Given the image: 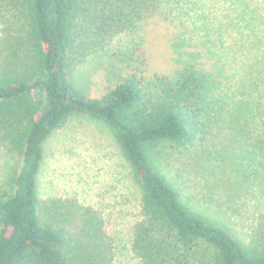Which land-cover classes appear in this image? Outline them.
Returning <instances> with one entry per match:
<instances>
[{
  "label": "trees",
  "instance_id": "1",
  "mask_svg": "<svg viewBox=\"0 0 264 264\" xmlns=\"http://www.w3.org/2000/svg\"><path fill=\"white\" fill-rule=\"evenodd\" d=\"M160 2L0 0V146L17 162L9 183L0 184V264L113 262L112 239L98 213L37 195L43 144L73 116L105 124L131 169L141 192L131 252L140 264H264V214L244 244L184 206L149 158L159 142L194 138L193 101L211 94L205 75L194 79L192 92L178 74L155 99L133 75L98 98L86 97L71 80L87 35L127 30L153 16ZM234 120L242 134L255 133ZM254 147L262 151L264 142Z\"/></svg>",
  "mask_w": 264,
  "mask_h": 264
},
{
  "label": "rangeland",
  "instance_id": "2",
  "mask_svg": "<svg viewBox=\"0 0 264 264\" xmlns=\"http://www.w3.org/2000/svg\"><path fill=\"white\" fill-rule=\"evenodd\" d=\"M84 46L71 80L88 98L131 75L154 99L178 74L192 92L196 77L206 76L211 94L193 101L194 138L159 142L149 158L184 206L247 244L264 214V149L254 147L264 142V0H161L150 18L114 34L87 35ZM234 118L255 133L242 134ZM16 166L0 146L1 185ZM36 189L42 199L98 213L114 246L112 264H140L130 238L141 192L105 124L70 117L43 144Z\"/></svg>",
  "mask_w": 264,
  "mask_h": 264
}]
</instances>
